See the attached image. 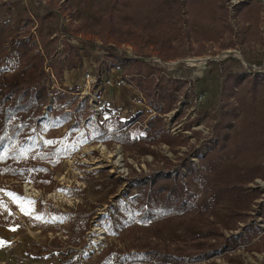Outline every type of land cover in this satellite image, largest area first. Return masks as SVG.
Listing matches in <instances>:
<instances>
[{
	"label": "trees",
	"instance_id": "trees-1",
	"mask_svg": "<svg viewBox=\"0 0 264 264\" xmlns=\"http://www.w3.org/2000/svg\"><path fill=\"white\" fill-rule=\"evenodd\" d=\"M68 2L77 8H89L90 16L80 17V31L130 43L140 52L153 49L163 60L188 53L187 40L191 38L190 30L182 29L183 0ZM186 4L190 6L185 11L190 14V22L207 26L214 37L232 34L223 0H212L210 8L207 0H187ZM253 4L245 1L236 6L245 23L250 20ZM62 34L54 9L36 14L29 8L0 3V156L4 157L0 159V178L19 181L5 192L11 205L21 212L25 208L15 191L23 197L24 182L45 192L54 191L58 185L51 166L59 168L63 159L79 150L80 137L118 142L126 151L152 152L156 158L158 154L151 145L167 143L174 147L188 141L182 135H171L162 116L174 108L179 81L138 57L127 59V73L142 93L149 107L147 113L140 111L127 120L101 121L92 116L88 101L82 99L78 105L73 95L77 87L62 83L65 70L79 66L75 58L81 56L80 48ZM60 43L64 45V59L59 56ZM51 76L56 79L52 89ZM51 100L55 106L51 117H46L44 106ZM222 101L225 108L232 105V113L231 107L224 111L216 138L200 155L199 167L188 157L183 159L187 179L160 174L156 179L149 176L138 180L136 193L125 200L117 198L112 212L102 217L108 237L123 241L133 237L146 241V245L141 250L130 245L126 253H112L108 248L99 255L100 264H128L134 260L155 264L207 260L217 264L213 258L218 254L228 264H244L235 254L237 247L261 250L259 240H264V232L259 237V227L248 221L254 201L261 197L258 186L249 183L264 178V73L228 71ZM72 103L74 108L62 106ZM236 117L238 122L234 123ZM165 164L172 165L167 158ZM197 175L199 179H195ZM0 207L9 208L1 194ZM92 215L89 213V217ZM241 222L245 223L242 230L231 232L239 229Z\"/></svg>",
	"mask_w": 264,
	"mask_h": 264
},
{
	"label": "rangeland",
	"instance_id": "rangeland-1",
	"mask_svg": "<svg viewBox=\"0 0 264 264\" xmlns=\"http://www.w3.org/2000/svg\"><path fill=\"white\" fill-rule=\"evenodd\" d=\"M36 1L39 2L36 6L41 5L44 13L56 9L63 37L80 48L81 56L75 58L79 61V66L65 70L62 84L77 87L78 92L73 93L77 97V104L82 99L88 101L95 119L127 120L140 111H149L132 75L127 73L130 67L127 59H130L131 52L150 65L160 67L180 83L174 108L162 116L165 129L173 136L182 135L187 138L186 144L174 147L167 143L153 144L150 147L158 154L156 158L152 152L140 154L126 151L118 142L87 141L86 136L80 137L79 150L73 156L63 159L59 168H51L58 185L54 191L45 192L34 186L42 196L39 191L25 193L24 183L28 182L21 185L23 197L18 190L15 191L16 199L25 208L24 212L11 205L12 200L5 192V189L12 188L13 183L19 181L0 178V194L9 202L7 210L0 207V231H10L9 236L3 232L6 236L3 247L8 253L14 254L18 246H21L34 254L38 264H100L99 255L108 248L113 253L125 252L130 245L140 250V247L146 245V241L133 237L126 241L116 236L108 237L102 217L110 214L111 207L116 206L118 199L125 200L127 196L136 193L138 180L149 176L156 179L160 174L187 179L188 170L183 166V159L188 157L193 165L200 166V155L207 151L211 141L216 138L217 126L224 111L228 107L232 109V105L225 108L222 101L226 73H264V0H223L232 28V34H226L224 38L214 37L215 33L209 31L207 26L190 22V14L185 12L190 10V6L186 4L187 0H183L182 29L190 30L191 40H187L188 53L171 60H163L153 49L140 52L130 43H119L108 37L103 39L96 34L80 31V17L83 14L90 16L89 8H77L74 3H67V0ZM245 1L254 3L249 8L252 14L247 23L236 10V6ZM1 2L20 9L28 8L20 0H0ZM207 4L210 8L212 0H207ZM257 8L260 9L259 13L255 12ZM30 10L36 14H44L39 10ZM63 49L64 45L60 43L59 56L62 59L65 58ZM204 56H207L204 62L189 64L188 59ZM88 72L95 76L93 78L97 79L96 82L91 79L87 81ZM119 74L126 76L127 84L109 85L104 82L105 76L117 77ZM52 78L51 89L56 85V79L54 76H51V80ZM96 105L101 109L100 115L93 113L92 106ZM62 106L74 108L73 103ZM176 108L180 110L175 111ZM233 122H238L237 117ZM67 126L68 124L62 131ZM175 129L177 133L174 132ZM83 140L86 142L83 143ZM239 156L245 157L243 153H239ZM166 158L172 163L170 167L165 164ZM244 164L245 162L242 164L243 173L246 170ZM179 168L180 171L177 170ZM195 179H199L198 175ZM105 183L108 185L105 186ZM249 186H258L261 191V197L252 205L254 210L248 221L251 226L259 227L260 237L264 232V178H256ZM56 191L61 196H52ZM91 212L93 215L89 217ZM239 225V229L231 232L241 231L245 223L241 222ZM11 241L17 243L13 249H9ZM259 243L261 250L251 251L242 245L236 248L235 254L240 256L244 264H264V240H259ZM213 261L228 264L222 254L216 255ZM128 264L155 263L134 260ZM192 264H209V261H196Z\"/></svg>",
	"mask_w": 264,
	"mask_h": 264
},
{
	"label": "crops",
	"instance_id": "crops-1",
	"mask_svg": "<svg viewBox=\"0 0 264 264\" xmlns=\"http://www.w3.org/2000/svg\"><path fill=\"white\" fill-rule=\"evenodd\" d=\"M24 7H28L34 11L39 10L41 13H44L42 6L36 0H20ZM36 6V7H35ZM48 7V5H47ZM56 10V9H55ZM85 69V67H83ZM6 231H0V264H38L39 261L36 260L34 254L29 253L27 250L22 249L21 246H18L16 252L14 254H10L4 249L3 245L5 243V235L3 232H6V235H10V231L5 229Z\"/></svg>",
	"mask_w": 264,
	"mask_h": 264
},
{
	"label": "built area",
	"instance_id": "built-area-1",
	"mask_svg": "<svg viewBox=\"0 0 264 264\" xmlns=\"http://www.w3.org/2000/svg\"><path fill=\"white\" fill-rule=\"evenodd\" d=\"M130 58H137L138 57V55H136V54H134V53H130ZM138 58H140V57H138ZM86 77H87V81H89L90 79L92 80V81H97V79L96 78H93V77H95V76H92L91 75V73L90 72H88L87 73V75H86ZM126 76L125 75H122V74H119V75H117V77H113V76H105L104 77V82L105 83H107V84H113V83H117L118 85H125V84H127V79L125 78ZM93 78V79H92ZM52 82H53V78H52ZM99 85V84H98ZM55 105H54V103H53V101L51 100L47 105H45L44 106V110H43V114L46 116V117H51V110H52V108L54 107ZM92 110H93V113L95 114V115H100L101 113H100V111H101V109L96 105V106H92ZM177 110H180V108L178 109V108H176V110L175 111H177ZM99 117V116H98ZM178 128V127H177ZM176 128V129H177ZM176 129H175V133H177V131H176ZM179 129V128H178ZM170 131V130H169ZM44 136V135H43ZM39 143H40V145L42 146L43 145V137L42 136H40L39 137ZM75 154V153H74ZM73 154V155H74ZM72 155V156H73ZM53 166H51V168H52ZM25 184V187H24V191H25V193H34L33 191H39V194H40V190H38V189H36V188H34V185L33 184H30V183H24ZM41 195V194H40ZM42 196V195H41ZM112 212V207H111V210H110V213ZM16 242H14V241H11V243L9 244V249H13L15 246H16Z\"/></svg>",
	"mask_w": 264,
	"mask_h": 264
},
{
	"label": "bare ground",
	"instance_id": "bare-ground-1",
	"mask_svg": "<svg viewBox=\"0 0 264 264\" xmlns=\"http://www.w3.org/2000/svg\"><path fill=\"white\" fill-rule=\"evenodd\" d=\"M218 57V56H217ZM191 58V57H190ZM207 58V56L205 57H201V58H191V59H188L189 60V64L190 65H197V64H200V63H202V62H204L205 61V59ZM209 58V57H208ZM172 62V61H171ZM184 62H186V61H184ZM170 63V62H169ZM168 63V64H169ZM175 63V62H174ZM206 63H207V61H206ZM170 64H172V63H170ZM175 65H176V63H175ZM186 65V64H185ZM104 149H106L105 147H103ZM103 151V150H102ZM55 196V197H59V196H61V194L59 193V192H53L52 193V196Z\"/></svg>",
	"mask_w": 264,
	"mask_h": 264
},
{
	"label": "snow or ice",
	"instance_id": "snow-or-ice-1",
	"mask_svg": "<svg viewBox=\"0 0 264 264\" xmlns=\"http://www.w3.org/2000/svg\"><path fill=\"white\" fill-rule=\"evenodd\" d=\"M4 157L0 156V159H3ZM39 218V217H38Z\"/></svg>",
	"mask_w": 264,
	"mask_h": 264
}]
</instances>
